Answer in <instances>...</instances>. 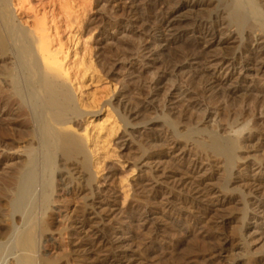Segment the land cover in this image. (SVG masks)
<instances>
[{
	"label": "bare ground",
	"instance_id": "6f19581e",
	"mask_svg": "<svg viewBox=\"0 0 264 264\" xmlns=\"http://www.w3.org/2000/svg\"><path fill=\"white\" fill-rule=\"evenodd\" d=\"M137 1L113 3L133 17L132 29H140L146 42L143 38L141 58L158 72L151 79L135 64L123 95L125 102L116 98L107 103L116 90L107 95L86 94V83L97 78L99 71L87 66V57L73 61L72 56H79L73 48L82 39L80 30L87 32L96 23L107 28L104 8L111 0H91L99 13L89 21L90 0H0V151L9 160L0 173V264H63L70 255L79 264H141L144 258L133 250L131 236L121 228L106 231L101 211L115 196L95 186L105 169L98 168L106 159L105 150L120 129L117 123L123 124V135L131 138V144H137L136 169L160 165L164 158H175L178 151L194 152L190 182L178 180L168 192L161 190L163 183L158 180L142 179L133 187L142 197L147 193L164 196L171 209L179 190L183 198L176 204L183 215L191 217L193 230L204 238H209L208 226L214 230L215 236L210 237L216 243L214 254L224 253L230 244L223 229L233 218L223 208L235 202L233 194L238 190L232 186L246 182L254 198L264 197V89L229 87L241 81L243 71L254 72L264 81V0H182L178 9L172 6L171 10L172 0L146 6ZM161 5L165 8L156 14ZM185 13L194 17L183 19ZM190 30L199 38L191 37ZM111 41L100 46L105 72L108 56L130 59L141 52L130 40L115 36ZM168 51L172 52L166 55ZM215 51L219 53L213 55ZM213 62L228 66L227 80L207 73L205 66ZM169 82L178 85L168 89ZM180 90L183 100L211 106L216 115L225 110L229 114L225 131L205 127L206 121L189 113L186 101L170 108L171 97ZM241 94L242 107L236 111L233 105ZM104 109L115 118L118 115L114 127L106 117L108 124L92 122L91 129L83 128ZM140 125L142 133L135 128ZM243 153L254 154L251 162L259 166L258 176L234 173H241L240 165L249 163ZM216 176L218 191L208 188V181ZM74 191L80 205L74 211L73 225L68 226L64 214L75 202L70 196ZM147 218L155 221L144 246L151 256L161 252L160 244H167L174 233L186 229V221L173 224L161 217ZM66 235L69 242L64 241ZM254 264H264V257Z\"/></svg>",
	"mask_w": 264,
	"mask_h": 264
},
{
	"label": "rangeland",
	"instance_id": "374dc122",
	"mask_svg": "<svg viewBox=\"0 0 264 264\" xmlns=\"http://www.w3.org/2000/svg\"><path fill=\"white\" fill-rule=\"evenodd\" d=\"M139 1H140V5H145V6L154 5L155 3L159 2V0H138L137 1L138 4ZM178 1L179 0H172L170 10L172 6H173L172 9H178L179 6H181L182 0H180L177 5L176 3ZM184 1L185 0H183V2ZM113 2L114 0L113 1L111 0L110 5L109 6L105 5L106 8H104L106 10L104 12L107 13L104 14L109 19L107 28L102 29V25L96 23L87 32H85L84 30H80V32L82 31L81 34L82 39L80 43L78 45L77 44L74 45L73 42L74 45L73 50L74 51L77 50L79 56L76 57L75 55L72 56V58L74 57L73 61L74 59L78 60L79 58H81V56L82 58L84 56L87 57L86 59L87 66L89 67L93 65L99 71L98 74H95L98 80L97 78H94L95 77L94 76L93 79H90L86 83V87L84 89V92L86 94L91 95L93 93H106L107 95L111 91L116 90L114 94H112L106 100L107 103L114 102L116 98L123 99L122 101L125 102V97L123 95L126 89L128 88V81L130 79L132 68L135 64L138 67H140L141 70L145 71L149 76V78L151 79L154 78L155 73L158 72L157 70L152 69V64L150 61H148L145 58H143L144 60H142L141 58L142 55L141 48L145 46L146 42H144L145 38L143 37L140 29H135V30L132 29L131 25L134 22L133 17L130 15L129 11H125L126 13H124L121 10H119L120 8L118 7V3H113ZM123 2L129 4L131 1L129 2V0H123ZM159 7H162V5L157 7L156 14L161 13L162 10L165 8L164 6L162 8ZM158 8L161 9L160 12ZM98 10L99 9L96 7V5L90 0V2H88V15L86 18L87 21L97 18L99 13ZM166 11L169 10L167 9ZM182 16H184L182 17L183 19L185 18L188 19L191 18V16L194 17V14L185 13ZM189 35L191 37L195 36L196 39L199 38V35L197 34L194 35V33H192L191 30L189 32ZM115 36L118 39H125L128 41L130 40V42L135 43V45H137V50L138 48H140L141 50L139 51L141 52L138 51L139 53L137 52L138 54L133 56V58L131 57L130 59H125V58L117 59L112 57L109 58L110 56H108L107 58L108 68L106 66L107 72H105L103 68L104 63L102 61L103 52L100 51V46L101 43L106 41H108L110 44H113L114 41H111V37H115ZM142 39L145 44L142 42ZM172 51H175V49H172ZM172 51H168L166 55L170 54ZM214 53H219V52L215 51L213 52V55ZM205 67L209 75L221 81L227 80L228 75L230 74V70H228V66L223 65L222 63L213 62L206 65ZM112 72L114 73V75L111 76ZM240 76H241V81L236 82L230 85L229 87L243 89L246 87H250V88L254 86L256 87L257 85L259 86V88L264 89L263 79H259V77L256 74L254 76V72L246 73V71H243L241 72ZM177 85H178L177 82L175 83L169 82L168 89H170L172 86H177ZM179 93L175 92V94L171 97L173 104L172 103L169 104L170 108L171 106L174 107L175 104L181 101H186L183 100L185 99L183 95V90H180ZM166 94H168V92ZM239 97H240L239 99L238 98L236 99L237 101L236 104L234 102L233 105V107L236 105V108L234 107L236 111L242 107L241 103L243 101L242 98L243 95L242 96L239 95ZM184 103L185 106H188V110L190 111L189 113L191 115L193 114L194 117L199 116L202 122L206 121L205 127L207 128L209 127L208 129L214 131L219 130V132L222 129L223 130L226 129L225 126L228 118L227 115L229 114L225 110L224 113L222 112V114L216 115L214 112L215 110L211 108V106H206L202 104L196 105L193 100L191 101L189 100ZM229 104H232V101H230ZM227 106L229 107L230 105H225V107ZM233 107L232 109L234 111ZM230 108L231 107H229L228 110L231 111L232 109ZM98 111L99 110H95V112ZM117 116L118 115H116V118H118ZM106 117L108 118L109 122L107 121ZM0 118H2L1 114H0ZM116 118L112 113H105V109H104V111L97 114L96 117L90 119L88 124L86 125L83 124V128L85 129L86 126H89L91 129L92 122H94L93 125H97V124L101 125L104 123V121L106 123L108 122L109 125L112 126L113 124H115ZM111 121H112V125L110 124ZM114 126L115 125H113V127ZM116 126H118L120 129L117 131V134H115L117 136L115 135L112 136L111 140L112 139L113 140L108 145L109 147H107V150H105L106 159L103 161L104 163L102 162L103 165L101 164L98 167L99 169L100 168L102 169L105 168V169L99 174V176H97V179L95 181V186L97 187L101 186L99 187V189H104L108 191L110 195L114 194L113 196H115L114 199L109 198V201L113 203L112 204L110 203L109 207L106 206L101 211L106 231L108 232V231H113L114 228H121V230L124 233H127L129 236H131V243L134 245V246L132 245V248H134L133 250L138 251L137 256L139 258L141 257L144 258V259L141 258L142 259L140 262L141 264H161L160 262H162V264H179V263L180 264H254L256 263L257 260L264 257V200H263L264 197L261 196L259 198L256 197L254 198V195L249 191L250 190L249 186L247 187V185L245 184L246 182L234 184L232 186V188L238 190V194L237 192L233 194L235 202L228 203L223 208L225 215L227 214L229 217L233 218L231 222L223 229L226 236H228L230 244L227 246V250L224 253L220 255L214 254L213 253L214 244L216 243L213 240H210L215 236L214 230H211V228H209L210 226H208V228L206 226L207 229L206 228L205 229L209 231H206L205 234H207L209 238H204L202 235H200L199 231L195 229L193 230V227L191 225L192 222L190 219L191 217L187 215V213L186 214L184 213L183 215V213H181L179 210V206L177 205L180 202L179 201L180 198H183V195L182 194L180 195V193H178L179 190L177 191V189L175 188L177 192L175 193L174 191L175 205L173 207L176 210L178 209L176 211L174 208L171 209L169 208L170 206H167L166 201L163 199L164 196L159 195V197L156 198L151 193H147L145 194V196L142 197V195H140L138 192L136 193V188L133 187L136 184V181L142 179L148 182L150 181L149 183L151 182L153 183V181L155 182L158 180L159 182L163 183L162 184L163 188L161 190H163L164 192H168L169 189L176 187V184L178 183L176 181L178 180L180 183H182L184 180L186 182L189 180L188 182H190L191 173H189L190 170L189 164L192 162L193 159L196 160L194 152L192 151L188 152L187 150L188 152L187 153L186 151L183 150L182 151L183 154H182L181 151H178L175 154V156L178 154L176 156L177 158L176 157L171 158L172 160L170 158H164L163 163H161L160 165L154 163L152 165L147 166L149 169L147 167H144L143 170L142 168L141 170L136 169L135 168L136 161L139 158L138 151L135 149L137 147L136 146L137 144H131L132 143L131 138L129 136L123 135L124 130L122 123L119 124L117 123ZM135 128L138 133L144 132L143 130L144 128L141 125ZM223 130L221 131V133L223 132ZM95 131H92V135L95 134ZM136 135L137 134H135V136ZM251 144H256V141ZM130 145H132V147ZM252 155L243 153L242 158L245 159L246 161L247 160L249 161V163L246 164L248 168H246L247 166L245 167L240 165L241 173L237 171H235L234 173L242 176L246 173L247 176H258L260 174V169L257 163L251 162L253 160L251 157ZM256 155H260V153L256 152ZM8 161L9 160H7L6 157L3 158V154L0 151V173L5 172L7 168L6 164L8 163ZM202 161L205 164L208 163L207 160H202ZM211 161L215 162L214 160ZM150 167L153 169H151ZM219 169L220 168L217 167L216 171H218ZM142 171L145 174L142 173ZM167 175L169 177L171 176V178L169 179L162 178V176L165 177ZM112 176L113 178L111 179ZM174 180L175 182H173ZM218 182L220 183V180L216 176V178H213L211 179V181H208L209 183L208 188L209 189L213 188V190L216 188V190L218 191L220 188L219 187L220 184ZM172 183L173 184L175 183L174 184L175 186ZM212 184L214 187H212ZM70 196L73 197L75 202L69 205L68 211H66L64 214V217L67 216L69 219L67 221L68 226L73 225V219L76 218L74 215V211L78 209L80 205L79 202H76V199L78 198L77 197L78 194L75 191ZM167 197L168 195H165V198ZM242 198H244V200H242ZM150 215L157 220L163 219V220H167L168 223L171 222L173 224L174 222L177 223L179 221H182L183 223L187 222L186 229L184 231L177 232L179 233L178 235L177 233H174L173 235H175L176 237L174 236L171 239H169L168 240L169 242L167 244H160V247L162 248L161 252H158L152 256L144 252L145 250L144 246L149 241L151 229L153 228V224H154L153 222H155V221H150L147 218ZM122 222H125L126 224L124 223L122 225ZM171 226L172 225H170L169 227ZM57 227L61 229L62 224L58 223ZM71 232H74V230L73 231L71 230ZM173 238L175 239L173 240ZM70 240L71 238L69 237V235H66L64 241L69 242ZM66 259L63 260L65 261L63 262V264H67V263L79 264L78 262H75V256L73 255L68 256Z\"/></svg>",
	"mask_w": 264,
	"mask_h": 264
}]
</instances>
